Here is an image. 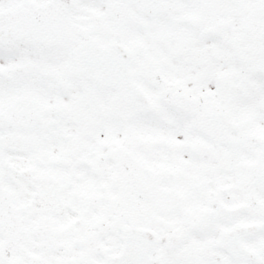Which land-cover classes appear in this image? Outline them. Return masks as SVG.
<instances>
[{"label":"snow or ice","instance_id":"1","mask_svg":"<svg viewBox=\"0 0 264 264\" xmlns=\"http://www.w3.org/2000/svg\"><path fill=\"white\" fill-rule=\"evenodd\" d=\"M0 264H264V0H0Z\"/></svg>","mask_w":264,"mask_h":264}]
</instances>
